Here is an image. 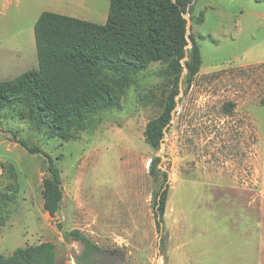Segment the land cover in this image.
<instances>
[{
    "label": "rangeland",
    "instance_id": "374dc122",
    "mask_svg": "<svg viewBox=\"0 0 264 264\" xmlns=\"http://www.w3.org/2000/svg\"><path fill=\"white\" fill-rule=\"evenodd\" d=\"M187 1L188 49L195 42L202 63L158 149L145 130L170 93L164 63L109 74L118 103L81 119L67 141L24 104L0 111V255L52 243L63 264H77L83 245L68 233L79 231L128 264H264V0ZM109 9L110 0H0V82L38 69L43 12L105 24ZM44 154L61 173L55 217L44 209ZM156 157L167 183L150 175Z\"/></svg>",
    "mask_w": 264,
    "mask_h": 264
},
{
    "label": "trees",
    "instance_id": "16d2710c",
    "mask_svg": "<svg viewBox=\"0 0 264 264\" xmlns=\"http://www.w3.org/2000/svg\"><path fill=\"white\" fill-rule=\"evenodd\" d=\"M188 3L187 0H110L105 24L43 12L34 28L38 69L0 82V111L24 104L36 126L67 141L81 119L118 103L119 95L108 81L109 74L127 79V75L142 72L153 63H164L172 81L170 93L162 114L151 120L145 130L147 143L158 149L172 121L182 84L191 86L202 63L197 44L192 41V49H188L185 18ZM27 150L31 154H43L37 148ZM44 156L49 173L44 183V209L55 217L64 199L61 173L53 159ZM160 162L159 157L151 161L150 175L157 178L162 173L167 183L168 174L161 172ZM168 194L166 184L155 200L159 231ZM68 236L84 244L82 260L100 250L79 231H71ZM56 259L55 245L43 243L0 255V264H55Z\"/></svg>",
    "mask_w": 264,
    "mask_h": 264
},
{
    "label": "flooded vegetation",
    "instance_id": "af4514ba",
    "mask_svg": "<svg viewBox=\"0 0 264 264\" xmlns=\"http://www.w3.org/2000/svg\"><path fill=\"white\" fill-rule=\"evenodd\" d=\"M82 245L83 251L77 258V264H128L126 255L119 250L106 251L100 249L99 251L91 252L82 260L81 258L85 256V247L83 243ZM55 264H63V261L57 258Z\"/></svg>",
    "mask_w": 264,
    "mask_h": 264
}]
</instances>
